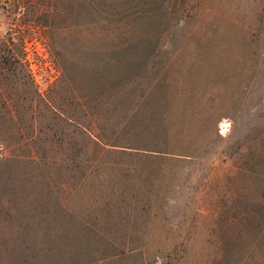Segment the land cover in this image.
I'll return each mask as SVG.
<instances>
[{
    "label": "rangeland",
    "instance_id": "rangeland-1",
    "mask_svg": "<svg viewBox=\"0 0 264 264\" xmlns=\"http://www.w3.org/2000/svg\"><path fill=\"white\" fill-rule=\"evenodd\" d=\"M0 264H264V0H0Z\"/></svg>",
    "mask_w": 264,
    "mask_h": 264
},
{
    "label": "built area",
    "instance_id": "built-area-1",
    "mask_svg": "<svg viewBox=\"0 0 264 264\" xmlns=\"http://www.w3.org/2000/svg\"><path fill=\"white\" fill-rule=\"evenodd\" d=\"M225 128H223V126L221 125H219V127H218V131H219V133H222V131L224 130Z\"/></svg>",
    "mask_w": 264,
    "mask_h": 264
},
{
    "label": "trees",
    "instance_id": "trees-1",
    "mask_svg": "<svg viewBox=\"0 0 264 264\" xmlns=\"http://www.w3.org/2000/svg\"><path fill=\"white\" fill-rule=\"evenodd\" d=\"M100 145L102 146V145H103V143H101V142H100ZM100 145L98 144V145H96V146H98L99 148H101V146H100Z\"/></svg>",
    "mask_w": 264,
    "mask_h": 264
}]
</instances>
